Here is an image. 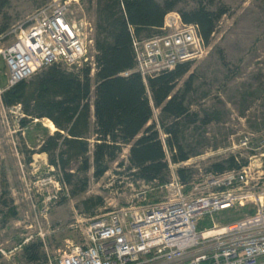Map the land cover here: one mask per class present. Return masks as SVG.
I'll return each instance as SVG.
<instances>
[{
    "label": "rangeland",
    "instance_id": "374dc122",
    "mask_svg": "<svg viewBox=\"0 0 264 264\" xmlns=\"http://www.w3.org/2000/svg\"><path fill=\"white\" fill-rule=\"evenodd\" d=\"M7 1L0 28L6 25L9 31L50 0ZM197 6L213 12L222 10L224 14L205 53L191 61L194 80L186 102L198 117L194 123L184 122L179 129V144L190 156L187 161H168L166 135L157 126L168 162V181L179 168L188 170L187 182L199 178L213 172L212 164L230 156L246 165L261 160L264 176V0H181L174 13ZM95 11L96 0H81L74 16L83 15L94 24ZM14 40L13 36L5 38L0 48L10 46ZM7 77L0 58V87ZM92 101L93 90L90 104ZM17 106L6 108L0 99V264H43L47 255L53 256L63 248L65 241L80 243V220L122 207L152 205L167 196L162 187L146 185L128 175V147L97 180L93 177L91 154L84 173L80 172L79 162H70L67 170L72 177L67 183L59 168L51 166L48 156L41 152L43 142L57 129L46 118L27 117L22 125L24 115ZM158 119L154 109L147 125ZM93 141L92 137L90 143ZM121 162L123 167L119 168ZM250 211V206L235 208L213 218L225 224L243 219ZM209 221L205 218L198 229L208 228ZM29 245L37 246L39 262L30 263L24 258V248Z\"/></svg>",
    "mask_w": 264,
    "mask_h": 264
},
{
    "label": "built area",
    "instance_id": "2783aa9c",
    "mask_svg": "<svg viewBox=\"0 0 264 264\" xmlns=\"http://www.w3.org/2000/svg\"><path fill=\"white\" fill-rule=\"evenodd\" d=\"M80 1L50 0L0 34V41L15 38L0 48L8 76L0 99L4 91L51 65L73 72L89 67L94 74V24L74 16ZM130 33L134 65L119 74L122 78L138 74L146 83L206 51L198 26L182 23L174 12L165 16L158 34L138 39L132 29ZM258 161L189 182L172 172L162 186L167 191L162 201L80 220V243L65 241L43 264H264V176ZM247 206L251 211L243 219L222 224L213 218ZM205 218L210 226L198 229ZM173 225L180 233H168Z\"/></svg>",
    "mask_w": 264,
    "mask_h": 264
},
{
    "label": "trees",
    "instance_id": "16d2710c",
    "mask_svg": "<svg viewBox=\"0 0 264 264\" xmlns=\"http://www.w3.org/2000/svg\"><path fill=\"white\" fill-rule=\"evenodd\" d=\"M181 0H96L94 49L96 70L67 71L51 65L28 80L4 91L1 100L6 108L20 105L25 125L30 120L46 118L57 129L41 146L51 166L59 168L67 183L70 162L81 164L80 172L89 168L91 154L93 177L97 180L108 171L124 147H128L125 170L146 185L162 187L168 182L169 168L159 129L166 135V146L173 164L185 162L190 156L179 144V129L184 122L194 123L197 113L186 102L192 90L191 62L177 64L173 70L148 78L146 83L138 74L122 78L119 74L134 65L130 30L142 39L160 33L165 16L176 10ZM8 6L0 0V16ZM178 14L184 24H196L205 45L213 34L222 10L213 12L197 6ZM7 30L0 28V34ZM182 87L178 83L184 78ZM93 90V101L90 96ZM93 108V129L90 110ZM159 113L157 123L147 125L153 110ZM167 120V124L165 121ZM93 137V142L90 143ZM246 165L236 156L211 165L213 172H223ZM119 168L123 163L117 164ZM188 170L179 168L177 176L188 181ZM13 213V212H12ZM27 262L37 263V246L24 248Z\"/></svg>",
    "mask_w": 264,
    "mask_h": 264
},
{
    "label": "bare ground",
    "instance_id": "6f19581e",
    "mask_svg": "<svg viewBox=\"0 0 264 264\" xmlns=\"http://www.w3.org/2000/svg\"><path fill=\"white\" fill-rule=\"evenodd\" d=\"M51 128H52V126H51ZM52 129H53V128H52ZM174 226H176V225H173V227H170V228L168 229V233H169V234H172V233H174V232L180 233V230H179V229H176V227H174Z\"/></svg>",
    "mask_w": 264,
    "mask_h": 264
},
{
    "label": "crops",
    "instance_id": "0c3cea01",
    "mask_svg": "<svg viewBox=\"0 0 264 264\" xmlns=\"http://www.w3.org/2000/svg\"><path fill=\"white\" fill-rule=\"evenodd\" d=\"M93 123H94V117H93V109H92V112L90 111V128H91V125H93ZM91 130H92V128H91Z\"/></svg>",
    "mask_w": 264,
    "mask_h": 264
}]
</instances>
